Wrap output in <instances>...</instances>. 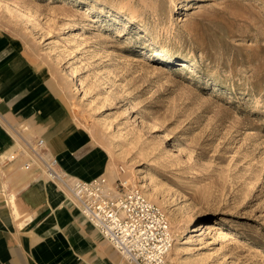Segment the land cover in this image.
<instances>
[{"label":"rangeland","instance_id":"374dc122","mask_svg":"<svg viewBox=\"0 0 264 264\" xmlns=\"http://www.w3.org/2000/svg\"><path fill=\"white\" fill-rule=\"evenodd\" d=\"M1 1L0 27L62 93L54 129L90 140L93 177L152 191L170 218L171 257L264 264V0ZM48 134L61 132L43 136L53 154ZM205 222L214 228L195 241Z\"/></svg>","mask_w":264,"mask_h":264},{"label":"crops","instance_id":"0c3cea01","mask_svg":"<svg viewBox=\"0 0 264 264\" xmlns=\"http://www.w3.org/2000/svg\"><path fill=\"white\" fill-rule=\"evenodd\" d=\"M61 97L45 66L0 27V264H125L64 186L32 161L19 135L61 132L56 143L49 134L46 140L60 166L93 178L95 171L85 170L95 152L90 140L81 143L75 128L54 129L66 118ZM72 134L81 144L70 145Z\"/></svg>","mask_w":264,"mask_h":264},{"label":"built area","instance_id":"2783aa9c","mask_svg":"<svg viewBox=\"0 0 264 264\" xmlns=\"http://www.w3.org/2000/svg\"><path fill=\"white\" fill-rule=\"evenodd\" d=\"M28 127H24L27 130ZM33 162L42 164L51 179L59 178L79 205L83 217L119 252L128 264H178L171 257L174 232L166 210L138 186L117 178L112 188L106 178L85 180L66 176L43 137L20 134Z\"/></svg>","mask_w":264,"mask_h":264},{"label":"bare ground","instance_id":"6f19581e","mask_svg":"<svg viewBox=\"0 0 264 264\" xmlns=\"http://www.w3.org/2000/svg\"><path fill=\"white\" fill-rule=\"evenodd\" d=\"M174 6H178V0H176L175 2H174ZM82 20L83 19H81V20H78V21H76V22H74V27H78V26H80L81 25V23H82ZM64 31L62 32V33H65V32H69V30H68V28H69V25L68 24H66V25H64ZM157 56H159V58H162V59H169V57L167 56V55H165V54H163V53H158V54H156ZM184 64V65H187L188 63L187 62H185V61H182L181 62V64ZM119 108H125V110L128 112L129 111V108H128V105H127V103H125L124 101H122L121 102V105H119L118 106ZM136 119L137 120H139V121H141V123H142V125H143V127L144 128H146L147 130H150V127H149V125H148V123H146V121H144V120H142L141 119V117L138 115V114H136ZM45 173H46V175H47V177H49V178H51L50 176H49V174H48V172H47V170L45 169ZM53 179H56L58 182H60L63 186H64V188L66 189V191L70 194V196H71V198L76 202V200H75V198L73 197V195H72V193H71V191H70V189L67 187V186H65L64 184H63V182H61V180L59 179V178H56V177H54ZM128 181V180H127ZM143 187H145V185L143 184L142 185ZM143 189V188H142ZM144 190V189H143ZM144 192H145V190H144ZM145 194L147 195V197H149L150 198V196L152 195V191H147V193L145 192ZM77 203V202H76ZM78 204V203H77ZM79 206V205H78ZM81 211V210H80ZM179 224H182V222H180ZM204 226V227H203ZM214 227H213V225H211V223L210 222H205V223H203L202 224V227H200V232L198 233V236H197V238H196V240L195 241H199V240H202V238H203V235H205V234H207L211 229H213ZM190 241V239H187L185 242H184V244H186L187 242H189ZM192 241V240H191Z\"/></svg>","mask_w":264,"mask_h":264}]
</instances>
